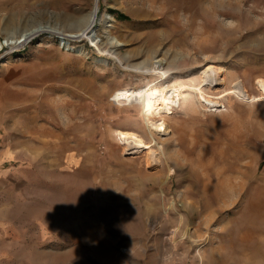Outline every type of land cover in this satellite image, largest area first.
Returning a JSON list of instances; mask_svg holds the SVG:
<instances>
[{"label": "rangeland", "instance_id": "obj_1", "mask_svg": "<svg viewBox=\"0 0 264 264\" xmlns=\"http://www.w3.org/2000/svg\"><path fill=\"white\" fill-rule=\"evenodd\" d=\"M96 2L95 28L123 44L122 62L49 33L0 52V264H264V239L237 219L264 200V141L244 132L248 120L264 123V101L229 94L148 118L113 100L215 71L224 84L207 95L242 85L259 94L264 0H0V41L5 26L74 32ZM201 160L223 175L246 170L249 182L206 207L189 192ZM205 170L198 192L213 178Z\"/></svg>", "mask_w": 264, "mask_h": 264}, {"label": "bare ground", "instance_id": "obj_2", "mask_svg": "<svg viewBox=\"0 0 264 264\" xmlns=\"http://www.w3.org/2000/svg\"><path fill=\"white\" fill-rule=\"evenodd\" d=\"M98 3L96 2L92 12L82 18L80 21L74 22L72 28L75 29L74 32L68 33L57 27H51L48 25H38L30 28H22L17 29L10 26H5L2 30L5 34V40L0 41V52L2 55L6 57L7 55L14 52L20 47H23L27 43H29L34 37L40 35L41 33H49L51 35L55 34L61 37L62 40H87L90 42L91 46H93L96 50H98L101 54L109 55L119 62H122V59L118 56L114 47H119L123 45L120 41L116 40L113 36L110 35L109 31H105L104 34H100V32L95 28V24L98 21ZM112 16H107V19H111ZM105 38V39H104ZM69 42V41H68ZM68 47H72L69 43H67ZM104 47V48H103ZM10 51L4 53V50ZM13 50V51H12ZM83 48H79V52H83ZM164 58H158L154 60L155 68L162 69L164 66ZM205 71H212V69H216V66L212 64H207ZM153 70L146 71L144 70L142 73L152 72ZM141 72V70H140ZM215 75L213 76H204L202 82L198 85L184 87H173L169 88V85H158L150 84L138 90H125L121 89L115 93L113 96V100L115 102L130 103L135 102L141 105L143 113L149 118L154 114H159L162 118H164L169 114H173L174 105H188L193 106L196 102V99H203L209 105H219L220 101H216V99H221L229 94H236L239 98L253 101V102H263L264 101V80L259 79L256 83L258 84V89L260 90L259 94H251L248 89L242 85L237 88H232L227 90V93L224 95H216L218 97L207 95L206 89L210 90H218L224 84V77H221L220 71H215ZM162 74L165 75L166 72L162 71ZM167 78V75L163 77V81ZM153 123V121H151ZM154 124V123H153ZM30 128H34L36 130H41V128H46V126H41L39 124H34ZM46 135L51 134L53 131L46 128ZM244 132L248 135L253 132L255 137L264 141V123L260 122L255 124V122L248 120L247 123L244 124ZM146 145V144H144ZM149 146L146 145V148ZM200 164V160H197ZM202 169L206 172L207 169L208 174L212 176L211 179L207 174H205V179L202 181L203 188L202 191L198 192L197 185L195 182L201 179L203 176L199 171L196 174H193V187L189 190L190 193L200 194L201 199L205 203L206 207H210L212 204L216 205L223 199V197L232 189V186H236V189L241 190L248 184L249 182V172L243 169L231 168L230 174L223 175L220 172L212 171L210 168V162L208 163L201 160ZM237 173L236 175L234 173ZM244 178L246 180L244 181ZM243 179V180H240ZM253 185L250 183V188ZM240 223L241 229H246L249 234H251L255 238V242L259 243L261 239H264L261 235H264V200H254L245 203V208L241 212L240 216L237 217ZM228 262L225 257L222 260V264Z\"/></svg>", "mask_w": 264, "mask_h": 264}, {"label": "trees", "instance_id": "obj_3", "mask_svg": "<svg viewBox=\"0 0 264 264\" xmlns=\"http://www.w3.org/2000/svg\"><path fill=\"white\" fill-rule=\"evenodd\" d=\"M111 12L114 14V13H118L117 11H115V10H111ZM117 18L118 19H128V17L125 15V14H123V13H118L117 14Z\"/></svg>", "mask_w": 264, "mask_h": 264}]
</instances>
